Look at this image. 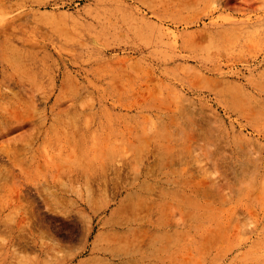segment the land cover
Masks as SVG:
<instances>
[{
  "label": "rangeland",
  "instance_id": "obj_1",
  "mask_svg": "<svg viewBox=\"0 0 264 264\" xmlns=\"http://www.w3.org/2000/svg\"><path fill=\"white\" fill-rule=\"evenodd\" d=\"M0 264H264V0H0Z\"/></svg>",
  "mask_w": 264,
  "mask_h": 264
},
{
  "label": "bare ground",
  "instance_id": "obj_2",
  "mask_svg": "<svg viewBox=\"0 0 264 264\" xmlns=\"http://www.w3.org/2000/svg\"><path fill=\"white\" fill-rule=\"evenodd\" d=\"M181 130V129H180ZM13 157V156H12ZM17 195V194H16Z\"/></svg>",
  "mask_w": 264,
  "mask_h": 264
}]
</instances>
